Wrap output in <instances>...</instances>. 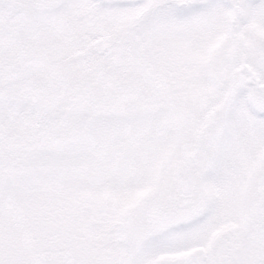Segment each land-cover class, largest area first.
<instances>
[{
    "label": "snow or ice",
    "instance_id": "6c2138e0",
    "mask_svg": "<svg viewBox=\"0 0 264 264\" xmlns=\"http://www.w3.org/2000/svg\"><path fill=\"white\" fill-rule=\"evenodd\" d=\"M0 264H264V0H0Z\"/></svg>",
    "mask_w": 264,
    "mask_h": 264
}]
</instances>
